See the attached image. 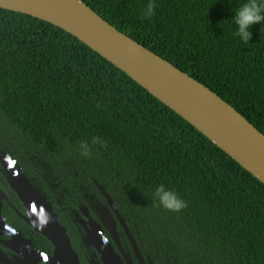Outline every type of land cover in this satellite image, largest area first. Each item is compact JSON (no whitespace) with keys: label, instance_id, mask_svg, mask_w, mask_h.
I'll list each match as a JSON object with an SVG mask.
<instances>
[{"label":"trees","instance_id":"16d2710c","mask_svg":"<svg viewBox=\"0 0 264 264\" xmlns=\"http://www.w3.org/2000/svg\"><path fill=\"white\" fill-rule=\"evenodd\" d=\"M120 32L209 87L264 134V24L235 35L244 0H83ZM0 131L67 186L96 179L159 256L264 264V184L126 73L64 30L0 9ZM100 137L103 144H93ZM81 142L91 155L81 154ZM19 145V144H18ZM160 184L187 201L170 212Z\"/></svg>","mask_w":264,"mask_h":264},{"label":"water","instance_id":"95a60500","mask_svg":"<svg viewBox=\"0 0 264 264\" xmlns=\"http://www.w3.org/2000/svg\"><path fill=\"white\" fill-rule=\"evenodd\" d=\"M0 9L48 22L77 38L147 90L247 172L264 184V134L209 87L135 41L96 13L83 0H0ZM13 188L27 206L29 223L55 246L53 256L24 243V260L0 258L1 264H80L70 238L47 198L34 188L22 168L5 160ZM102 192L106 194L104 188ZM107 195V194H106ZM110 199V196L107 195ZM105 264H122L108 246ZM4 256V255H3Z\"/></svg>","mask_w":264,"mask_h":264},{"label":"flooded vegetation","instance_id":"af4514ba","mask_svg":"<svg viewBox=\"0 0 264 264\" xmlns=\"http://www.w3.org/2000/svg\"><path fill=\"white\" fill-rule=\"evenodd\" d=\"M20 144L9 132L0 131V258L24 260L20 253L24 252L23 245L27 241L48 256L55 253L53 243L29 223V210L8 178L4 162L11 158L51 204L80 264H105L102 253L108 246L122 264H178L167 255L159 256L157 249L150 246L128 218L130 214L123 211L99 181L92 179L94 193L86 192L83 185L76 183L71 188L54 177L48 163ZM19 234L25 241L18 237Z\"/></svg>","mask_w":264,"mask_h":264},{"label":"clouds","instance_id":"9594fccd","mask_svg":"<svg viewBox=\"0 0 264 264\" xmlns=\"http://www.w3.org/2000/svg\"><path fill=\"white\" fill-rule=\"evenodd\" d=\"M156 7V0H149L142 13L144 18L151 19L156 14ZM234 22L237 26L235 35L245 43L251 41L253 27L264 24V0H244V3L235 11ZM93 144L101 145L103 140L95 137ZM79 147L82 155L86 157L91 155L92 149L87 142H81ZM153 200L158 206L170 212L179 213L188 207L187 201L177 191L164 184L156 187Z\"/></svg>","mask_w":264,"mask_h":264}]
</instances>
